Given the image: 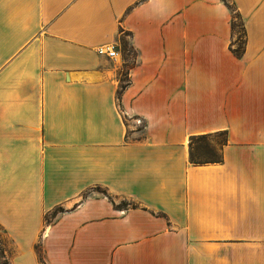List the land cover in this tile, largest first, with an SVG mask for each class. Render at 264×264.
Segmentation results:
<instances>
[{
    "label": "crops",
    "instance_id": "1",
    "mask_svg": "<svg viewBox=\"0 0 264 264\" xmlns=\"http://www.w3.org/2000/svg\"><path fill=\"white\" fill-rule=\"evenodd\" d=\"M231 1L241 56L223 0H0L9 264H264V0Z\"/></svg>",
    "mask_w": 264,
    "mask_h": 264
},
{
    "label": "rangeland",
    "instance_id": "2",
    "mask_svg": "<svg viewBox=\"0 0 264 264\" xmlns=\"http://www.w3.org/2000/svg\"><path fill=\"white\" fill-rule=\"evenodd\" d=\"M237 23L239 21H236ZM237 29V27H236ZM126 32L121 34V42H122V46L123 48H125L126 53H128L130 56L133 54V50L130 47L129 43H128V38L126 36ZM236 38H237V33H236ZM235 38V40H236ZM240 38L241 40L244 39V34L241 31L240 32ZM235 40L232 41V43H235ZM131 60L124 66L123 70L120 73V84L121 83H125L127 80V67L130 65ZM138 118H132V119H128V125L130 128H135L136 126L142 124V121L139 120V123L137 125L138 122ZM192 151L199 153V155L201 156V158H212L213 156V150H212V136H205L199 139H195L192 143ZM104 190L103 187H93L90 190H88L87 192H84L81 196V198L84 197V195H88V194H92V193H97V194H101ZM106 195L112 199L115 203H117L118 205H120L121 207H127L130 206L132 204H135V202L131 199L125 198L123 196H119V195H114L109 193L108 191H106ZM62 209L64 210V207H62ZM52 212L47 213L46 218L49 219L52 216ZM38 249L40 251V254L43 258V263L42 264H47L46 261L44 260V253H43V248H42V244L39 241L37 244ZM0 247L4 250H9L12 248V241L11 239L8 237V235L6 234L5 230L3 229L2 226H0ZM38 253V252H37ZM39 256V255H38ZM2 261V258H0V262Z\"/></svg>",
    "mask_w": 264,
    "mask_h": 264
},
{
    "label": "trees",
    "instance_id": "3",
    "mask_svg": "<svg viewBox=\"0 0 264 264\" xmlns=\"http://www.w3.org/2000/svg\"><path fill=\"white\" fill-rule=\"evenodd\" d=\"M224 3L228 6L230 12H231V28H232V32L237 33V38L235 40V45L232 46V44H230V49L232 50V52L237 55V56H241L244 50V42L245 39L241 40L240 38V32L242 31L243 34H245V30H244V24H243V20L242 17L240 16V14L238 13V11L235 9L234 4L231 0H223ZM236 21H239L238 23ZM237 27V29H236ZM124 84L121 83L120 84V88L118 89V99L120 97V93L121 90L123 89ZM205 137V136H204ZM202 137H192L190 140V160L194 163H200V162H206V161H212L210 159H206V158H201V156L199 155V153L193 152L192 151V143L195 139H199ZM104 194H106V191H103ZM132 207H135V204L131 205ZM116 207H121L120 205H116ZM63 211L62 207L58 206L56 207L53 212H52V216L47 219L45 216V221L46 223H49L51 221H53V219L56 217V215ZM47 215V214H46ZM36 251L38 252L40 261L43 263V258L40 254V251L38 249V246H35ZM6 250L2 249L0 247V258H2V261L0 262V264H9V261L6 257Z\"/></svg>",
    "mask_w": 264,
    "mask_h": 264
},
{
    "label": "built area",
    "instance_id": "4",
    "mask_svg": "<svg viewBox=\"0 0 264 264\" xmlns=\"http://www.w3.org/2000/svg\"><path fill=\"white\" fill-rule=\"evenodd\" d=\"M98 53H107L108 56L114 57L117 55V51L113 46H105L98 49Z\"/></svg>",
    "mask_w": 264,
    "mask_h": 264
}]
</instances>
